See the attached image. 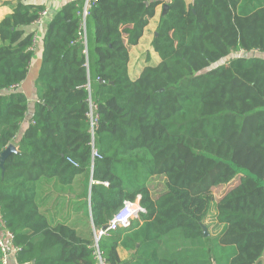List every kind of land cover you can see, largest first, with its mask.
<instances>
[{"label": "trees", "instance_id": "1", "mask_svg": "<svg viewBox=\"0 0 264 264\" xmlns=\"http://www.w3.org/2000/svg\"><path fill=\"white\" fill-rule=\"evenodd\" d=\"M9 4L0 156L17 152L0 160V224L17 264H97L95 231L138 197L146 212L99 241L107 264H264V0H90L86 20L69 1L46 28L28 120L27 29L47 8ZM164 5L159 60L131 78L130 47Z\"/></svg>", "mask_w": 264, "mask_h": 264}, {"label": "crops", "instance_id": "2", "mask_svg": "<svg viewBox=\"0 0 264 264\" xmlns=\"http://www.w3.org/2000/svg\"><path fill=\"white\" fill-rule=\"evenodd\" d=\"M17 0H0V19H2L5 15L11 12L10 2L14 3ZM72 0H36V2L42 3L46 5L48 10V15L43 19L42 23H33L28 27L27 32H35V54L32 59L29 73L27 78L18 86L20 90H22L28 97L29 100V113L27 115L26 120L33 113V109L35 106V102H37V92L35 87L36 79L39 75V71L42 63V54H43V38L46 31V28L52 19V17L64 6L66 3ZM187 2H191L192 0H186ZM86 0H84L85 6ZM164 6H159L157 8L156 14L154 17L150 19L148 26L145 28L144 34L137 45H133L130 47V62H129V73L131 78H137L144 67L151 61L159 60L158 54L154 51L152 47V40L156 34V29L158 23L163 14ZM87 17V16H86ZM86 20V18H85ZM150 57V59H149ZM66 201V199H65ZM67 202V201H66ZM50 202H48L45 208L50 206ZM66 203H62L65 205ZM62 216V212L60 211L59 219ZM72 222H76L75 218ZM119 254L122 260H128L132 257V251L127 250L123 247H119ZM9 264H17L15 255H13L9 261Z\"/></svg>", "mask_w": 264, "mask_h": 264}, {"label": "built area", "instance_id": "3", "mask_svg": "<svg viewBox=\"0 0 264 264\" xmlns=\"http://www.w3.org/2000/svg\"><path fill=\"white\" fill-rule=\"evenodd\" d=\"M90 6V0H86L84 10H83V17L84 20L88 14V8ZM48 15V10L45 9L39 19L35 23H42L43 19ZM91 126L92 130L94 132V129L97 125V117L94 113L93 108H91ZM98 156V153L96 150H93V157L95 158ZM73 164L76 165V162H73ZM106 184V182H104ZM146 210L140 205L139 203V197L135 201H126L124 206L116 212L112 219L110 220L109 224L105 226L102 229L96 230L95 231V254L98 259L97 264H107L105 260L102 257L101 251L99 249V241L102 236L106 235L109 230H115L119 228H125L131 224V221L133 219H139L141 214L145 213ZM2 234L0 236V247L3 251V256L1 257V262L2 264H9V261L11 257L15 254L17 251L16 248L13 247L12 245V239H13V234L5 230L2 227Z\"/></svg>", "mask_w": 264, "mask_h": 264}, {"label": "rangeland", "instance_id": "4", "mask_svg": "<svg viewBox=\"0 0 264 264\" xmlns=\"http://www.w3.org/2000/svg\"><path fill=\"white\" fill-rule=\"evenodd\" d=\"M152 188L157 192H161L163 191L164 189V183H165V178L163 176H156L155 178L152 179ZM236 182H238V178L235 179L231 184H228V185H224V186H221V187H217L215 188L214 192H215V196L216 198L220 197L221 195H223L226 191H228L230 189V187L232 185H234ZM206 225H210V231L211 233L214 235L217 233V229L215 228L214 226V218L213 216L210 217L208 219V221L206 222ZM205 230L207 231V228L206 226H204ZM2 225L0 224V236L2 234Z\"/></svg>", "mask_w": 264, "mask_h": 264}, {"label": "water", "instance_id": "5", "mask_svg": "<svg viewBox=\"0 0 264 264\" xmlns=\"http://www.w3.org/2000/svg\"><path fill=\"white\" fill-rule=\"evenodd\" d=\"M167 10V6L164 5V12ZM17 152V148L14 144H9V146L1 153L0 160H1V165L3 166L5 158L13 153ZM205 234L207 235L208 232L205 230Z\"/></svg>", "mask_w": 264, "mask_h": 264}]
</instances>
